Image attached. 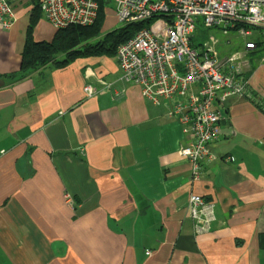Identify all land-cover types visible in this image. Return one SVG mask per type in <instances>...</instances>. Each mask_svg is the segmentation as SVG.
Returning a JSON list of instances; mask_svg holds the SVG:
<instances>
[{
	"label": "crops",
	"instance_id": "1",
	"mask_svg": "<svg viewBox=\"0 0 264 264\" xmlns=\"http://www.w3.org/2000/svg\"><path fill=\"white\" fill-rule=\"evenodd\" d=\"M9 1L16 19L0 29V264H264L260 33L248 39L255 49L219 52H241L248 95L214 105L223 114L221 135L210 144L215 157L193 180L181 154L191 140L183 124L165 98L156 104L122 81L114 56L11 76L21 68L39 0ZM55 34L42 15L35 39ZM89 67L95 73L86 76ZM87 83L95 95L86 94ZM192 193L213 205L201 233Z\"/></svg>",
	"mask_w": 264,
	"mask_h": 264
},
{
	"label": "built area",
	"instance_id": "2",
	"mask_svg": "<svg viewBox=\"0 0 264 264\" xmlns=\"http://www.w3.org/2000/svg\"><path fill=\"white\" fill-rule=\"evenodd\" d=\"M116 4V18L121 24L149 21L117 47L115 58L121 80L137 84L143 95L154 103L165 98L169 112L183 124L191 137L181 154L193 165V180L201 178L202 162L214 158L210 144L221 135L223 114L214 108L229 96H245L248 82L242 76V54L224 58L217 50L218 38L211 35L201 48L192 41L201 21L205 28H219L227 34L237 31L249 36L258 29L264 38V0H108ZM46 20L56 29L71 24L91 25L99 14V0H40ZM157 20L151 24V21ZM16 19L9 0H0V29H10ZM158 22L162 26L157 28ZM236 28V29H235ZM253 28V29H251ZM257 47L254 40L245 42V49ZM226 67V69H224ZM95 72L89 67L86 76ZM105 86L106 81L98 78ZM88 96L98 90L84 86ZM67 205L74 206L71 194ZM192 216L199 223L198 232L208 229L213 219V205L192 193L189 198ZM147 254H151L150 251Z\"/></svg>",
	"mask_w": 264,
	"mask_h": 264
},
{
	"label": "trees",
	"instance_id": "3",
	"mask_svg": "<svg viewBox=\"0 0 264 264\" xmlns=\"http://www.w3.org/2000/svg\"><path fill=\"white\" fill-rule=\"evenodd\" d=\"M107 3L108 0H99V14L95 23L91 25L71 24L56 29V34L51 41H39L34 37V30L43 12L40 0L39 2L36 1L30 17L27 38L22 53L21 68L19 72L11 76L22 78L50 64L56 68H62L81 57L115 56L120 43L128 40L137 31L150 24L149 21L144 20L126 23L103 34ZM215 29L220 30L219 28ZM201 31L195 29L194 33H200ZM195 46L201 48V45Z\"/></svg>",
	"mask_w": 264,
	"mask_h": 264
},
{
	"label": "rangeland",
	"instance_id": "4",
	"mask_svg": "<svg viewBox=\"0 0 264 264\" xmlns=\"http://www.w3.org/2000/svg\"><path fill=\"white\" fill-rule=\"evenodd\" d=\"M107 8H106V17L104 19V26H103V34H106L107 32L112 31L115 28H118L122 24L116 20V4L114 2H108L107 3ZM157 18H154L151 21V24H153ZM162 23L158 22L157 28L161 27ZM202 28V29H199ZM197 30H202L200 33H194L192 37V41L195 45H203L205 40L210 36V35H215L218 38V43H217V50L220 53H225L229 48L235 49L237 47H240L241 45H245V42L248 39H256L257 38V33L259 31L257 29H253L251 32V35L243 37L241 36L237 31L231 30L227 34L223 33L222 31L215 29V28H207L205 29L200 23H198V27L196 28ZM204 29V30H203ZM231 39V43L228 44L227 40ZM239 52V51H237ZM233 52V53H237ZM242 70L244 67V64L241 63ZM86 75V72H85Z\"/></svg>",
	"mask_w": 264,
	"mask_h": 264
}]
</instances>
